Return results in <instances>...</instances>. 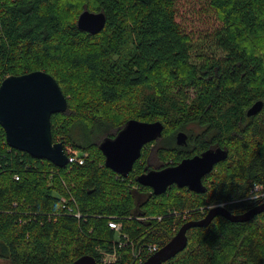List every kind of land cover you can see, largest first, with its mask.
Segmentation results:
<instances>
[{
    "label": "trees",
    "instance_id": "obj_1",
    "mask_svg": "<svg viewBox=\"0 0 264 264\" xmlns=\"http://www.w3.org/2000/svg\"><path fill=\"white\" fill-rule=\"evenodd\" d=\"M211 5L222 26L208 36L210 54L183 30L176 0H0V86L9 75L50 73L69 103L52 116L54 140L86 153L83 164L58 167L11 148L0 125V258L70 264L92 255L103 264L101 251L117 247L115 264H139L133 249L159 250L212 206L240 214L264 201L253 196L264 193V110L247 117L264 100V0ZM86 8L106 13L99 33L78 27ZM132 119L161 121L164 131L125 177L106 166L98 141ZM189 123L201 131L179 146L176 134ZM154 144L164 165L212 145L228 158L204 178L205 192L173 185L156 195L137 181ZM111 219L127 246L116 243ZM187 235V248L162 264H264V212L247 222L219 215Z\"/></svg>",
    "mask_w": 264,
    "mask_h": 264
},
{
    "label": "water",
    "instance_id": "obj_2",
    "mask_svg": "<svg viewBox=\"0 0 264 264\" xmlns=\"http://www.w3.org/2000/svg\"><path fill=\"white\" fill-rule=\"evenodd\" d=\"M107 23L106 13L85 9L77 25L91 34L102 31ZM264 107L261 100L248 110L249 115L259 113ZM68 97L58 81L45 70H36L21 75L7 76L0 86V125L6 133L11 148L27 152L33 157L46 159L58 167L69 164L63 142L54 140L52 116L66 113ZM164 124L161 121L132 119L114 136L99 144L104 152L107 167L123 176H128L141 157L143 148L162 137ZM177 143L185 145L187 134L181 130L176 134ZM228 158V150L210 148L200 155L186 157L176 165L162 168H147L137 181L150 187L156 195L163 194L173 185L187 187L193 192L206 191L204 178L215 166ZM264 212V201L240 214L232 213L224 204L212 206L205 217L186 222L177 234L163 247L141 264H162L184 251L188 246L187 232L193 227H206L221 215L233 222H247ZM70 264H99L92 255H83Z\"/></svg>",
    "mask_w": 264,
    "mask_h": 264
},
{
    "label": "rangeland",
    "instance_id": "obj_3",
    "mask_svg": "<svg viewBox=\"0 0 264 264\" xmlns=\"http://www.w3.org/2000/svg\"><path fill=\"white\" fill-rule=\"evenodd\" d=\"M178 9V21L181 23L183 30L191 37L192 41L201 49L213 53L216 49L212 47L208 36L222 26V22L218 19L217 12L211 5V0H176ZM211 45V46H210ZM222 52L217 50V56H221ZM189 97L194 96V90L187 91ZM187 133L196 134L201 131V127L195 123H189L186 126ZM115 133V132H114ZM106 137L99 139V143ZM159 144L151 147V153L148 158L149 168H160L164 164L158 155ZM261 187H256V190ZM261 193H254V197H262ZM0 264H12L5 258H0Z\"/></svg>",
    "mask_w": 264,
    "mask_h": 264
},
{
    "label": "built area",
    "instance_id": "obj_4",
    "mask_svg": "<svg viewBox=\"0 0 264 264\" xmlns=\"http://www.w3.org/2000/svg\"><path fill=\"white\" fill-rule=\"evenodd\" d=\"M58 142H62L58 140ZM66 152L69 157V163H80L83 164L85 162L86 153H83L80 149L74 147L72 144H64ZM109 226L117 233L116 243L120 248L127 246L130 242V237L127 233L123 231L122 223L111 219L109 221ZM134 247V244L132 242ZM158 250V245L149 244L144 250V248H140L139 251L133 249V256L135 263H143L145 259V255L154 254ZM147 253V254H144ZM120 259V254L118 248L115 247L112 251H101V261L103 264H115Z\"/></svg>",
    "mask_w": 264,
    "mask_h": 264
},
{
    "label": "flooded vegetation",
    "instance_id": "obj_5",
    "mask_svg": "<svg viewBox=\"0 0 264 264\" xmlns=\"http://www.w3.org/2000/svg\"><path fill=\"white\" fill-rule=\"evenodd\" d=\"M259 101V100H258ZM262 102H263V104H264V100H261ZM257 102V101H256ZM264 108V107H263ZM250 109V108H249ZM248 109V110H249ZM263 110L264 109H262L259 113H257V114H255V115H249L248 114V111H247V117H248V120H250V122H254L255 120H256V118L258 117V116H261V113L263 112ZM181 131V130H180ZM184 131V130H183ZM179 132V131H178ZM186 132V131H185ZM186 134H187V142H186V144L185 145H179L178 143H177V145H179V146H187L188 144H190V142H192L191 141V135L189 134V133H187L186 132ZM218 147H220V146H218V145H212L211 146V148H213V149H215V148H218ZM210 149V148H209ZM225 149H227V148H225ZM208 150V149H207ZM228 150V149H227ZM205 152V151H204ZM203 153V152H202ZM201 153V154H202ZM196 155H200V154H196ZM193 156H195V155H193ZM189 157H192V156H189ZM164 166H168V165H163L162 167H164ZM162 167H160V168H162ZM148 168V167H147ZM147 170V169H146Z\"/></svg>",
    "mask_w": 264,
    "mask_h": 264
}]
</instances>
